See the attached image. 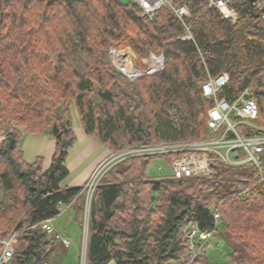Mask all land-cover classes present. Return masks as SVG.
Masks as SVG:
<instances>
[{"label":"trees","instance_id":"trees-1","mask_svg":"<svg viewBox=\"0 0 264 264\" xmlns=\"http://www.w3.org/2000/svg\"><path fill=\"white\" fill-rule=\"evenodd\" d=\"M252 2H235L238 20L231 24L206 9L207 0H171L174 8L187 7L183 22L168 7L151 20L141 17L135 1L0 0V253L2 242L14 237L9 264H51L59 234L42 225L63 208L74 204L83 227L87 180L60 184L76 140L74 115L88 137L114 151L204 138L211 102L202 85L208 75L227 73L218 97L233 102L248 88L258 107L254 123L264 130V22ZM184 24L190 39H182ZM110 47L162 56L163 69L131 81L112 66ZM122 54L112 59L125 72ZM25 133L52 139L49 165L42 157L24 161ZM150 160H124L100 180L85 264H187L183 231L212 229L214 209L221 213L216 236L230 263L264 264V192L254 167L213 163L207 177H147ZM191 264L218 263L206 251Z\"/></svg>","mask_w":264,"mask_h":264},{"label":"built area","instance_id":"built-area-1","mask_svg":"<svg viewBox=\"0 0 264 264\" xmlns=\"http://www.w3.org/2000/svg\"><path fill=\"white\" fill-rule=\"evenodd\" d=\"M238 0H207L208 8L215 9L221 17L235 24L238 20V14L234 8ZM141 10V17L149 20L153 19L155 13L161 8H170L180 21L190 17L186 6L174 8L171 0H136ZM252 8L259 14L260 19L264 22V0H253ZM188 30V27H187ZM185 39H190L186 36ZM114 52L112 51V54ZM153 61L159 60L153 72L163 69V57L152 56ZM154 63V62H153ZM114 66L121 71H123ZM130 80L132 77L124 74ZM135 78V77H134ZM229 76L222 73L217 77H211L202 86V94L205 99L212 100L214 105L208 111L207 131L209 136L203 140H186V141H160L153 144H142L138 146L127 147L116 153L108 152L106 157L96 165L89 178L83 186L85 192L83 225L87 234L90 204L93 193L100 183L103 176L116 164L130 158L144 159H162L165 161L170 170V176L173 178L185 177H207L213 174V163H221L225 166L239 168L250 166L257 170L258 182L263 184L264 192V168L261 164V153L264 150V130L254 122L258 117L257 104L249 98L248 89H244L239 96L232 102L228 103L224 99H218L220 89L227 85ZM246 127L250 130L258 131L259 134L254 136L240 135V128ZM221 213L214 209V226L209 231L187 228L184 232V241L187 243V254L189 262H193L197 254L206 252L214 248L210 240L217 238V226L220 223ZM50 221L42 225L47 234H54V228ZM65 245L69 246L70 242L57 236ZM84 236V241H86ZM220 242H216L219 244ZM3 249L0 253V264H9L13 250L16 244L14 237L3 241ZM84 249V248H83ZM86 245L81 257L80 264H85Z\"/></svg>","mask_w":264,"mask_h":264},{"label":"rangeland","instance_id":"rangeland-1","mask_svg":"<svg viewBox=\"0 0 264 264\" xmlns=\"http://www.w3.org/2000/svg\"><path fill=\"white\" fill-rule=\"evenodd\" d=\"M120 1L125 3L134 0H120ZM112 51L120 54L123 53L122 56H124L125 58L122 59L124 60L122 63L128 66V68L126 69L125 72L122 69L121 70L123 71L124 74L128 76L135 75L134 73L136 71L139 73V74L137 73L136 77L139 78L142 75L151 74L154 69L153 64L155 63H153V59H152L153 55L150 54L148 57H140L137 54H135L129 47H125V48L122 47L119 49H114L112 47L109 48L108 56L113 67H115L114 64L117 66L118 61L112 59L111 57ZM116 69L119 71L118 68ZM136 77L133 78L131 81L137 79ZM72 126L74 129H76V140L68 150V155L66 158V166L68 169V174L61 181L60 184L62 186L70 184L73 180L79 177L83 173V171L95 160L98 151H103V150L105 151V148L99 146L97 147L99 149L96 153H95L96 150L95 148H89V145H91L92 140L91 138L83 139V137L81 136L83 129L80 126L77 116L75 115L72 117ZM3 138L4 137L0 134V143L2 142ZM158 140L160 141L163 139H158ZM49 144H50V140L46 136L38 137L27 133L23 134L22 138L19 141V147L20 150L23 152L22 156L24 161H26L27 163H31L37 160V157H42L44 160L43 165L44 166L49 165L50 162L49 159L51 158L52 155L51 152L53 151L52 149L53 145L51 146ZM108 151L112 153H116L120 150L114 151L108 148ZM146 174L147 177L169 176L170 170L164 160L151 159L148 165L146 166ZM67 215H68L67 213L63 214L61 216L62 218L56 217L53 221L55 225L61 227L60 229L61 233L63 232L62 231L63 224H66L65 228L67 229H65V234L70 238L69 240L71 244L70 249L72 253L77 254V256L73 257L72 255H70L67 259L64 260L58 250V245L56 244L54 254L52 255L51 258V264H80L81 257L82 258L84 257L83 253L86 245V241H84V236L86 237L87 235L85 233L86 229L84 231L83 224H82L83 227H81V225L80 226L69 225V223L66 222ZM216 242H220V243L217 244L216 246L215 245ZM210 244H212L214 248L208 249L207 254L210 258L214 260V262L218 264H231L227 257V246L223 241H220L219 237L210 240Z\"/></svg>","mask_w":264,"mask_h":264},{"label":"crops","instance_id":"crops-1","mask_svg":"<svg viewBox=\"0 0 264 264\" xmlns=\"http://www.w3.org/2000/svg\"><path fill=\"white\" fill-rule=\"evenodd\" d=\"M134 1H136V0H134ZM74 131L76 133V129H74ZM34 136H37V135H34ZM39 136H46V135H39ZM81 136L83 137V139L84 138L90 139V137H88L84 133V131L82 132ZM46 137L50 140V144L49 145L52 146L53 145L52 139L49 136H46ZM91 140H92V143H91V145H89V148H95L96 149L95 153L99 149V148H97L98 146L105 148L104 146L100 145L95 139L91 138ZM108 152H109L108 148H105V151L104 150L103 151H98L95 160L83 171V173L79 177H77L75 180H73L70 184L63 185V186H74V185L75 186H82L85 183V181L87 180V178L90 175L91 171L94 169V167L106 157ZM66 213L68 214L66 222L69 223V225H72V226L73 225H79L80 226L79 221L76 218V207L74 206V204H72L68 208H63L61 214L58 217L62 218L61 216L63 214H66ZM51 224H52L54 230L59 234L60 237L65 238L68 241L70 240V238L68 236H66V234H65V229H67V228H65L66 224H63V228H62L63 229L62 231L64 232V234H63V232L62 233L60 232L61 227L58 226V225H55L53 220L51 221ZM57 245H58V250H59V252H60V254H61V256H62V258L64 260L67 259L70 255H72L73 257L77 256V254L72 253V251L70 249L71 244H69V246H65L60 241H57Z\"/></svg>","mask_w":264,"mask_h":264},{"label":"bare ground","instance_id":"bare-ground-1","mask_svg":"<svg viewBox=\"0 0 264 264\" xmlns=\"http://www.w3.org/2000/svg\"><path fill=\"white\" fill-rule=\"evenodd\" d=\"M135 2H136V1H135ZM206 9H209V8H208V5H207ZM210 9H212V8H210ZM173 13H174V12H173ZM148 20H149V19H148ZM184 27H185L186 35H185L184 37H182V39H185V37L188 36V35L190 36V34H189V28H190V25H186V24H184ZM187 27H188V30H187ZM190 38H191V36H190ZM137 73H138V72L135 71V73H134L135 75H132V76H129V77L134 78V77L137 76ZM138 74H139V73H138ZM221 74H222V73H221ZM136 78H137V77H136ZM210 78H211L210 75H208L207 80L210 79ZM207 80H206V81H207ZM202 86H203V85H202ZM225 86H226V85H225ZM225 86H223V87H225ZM223 87H222V88H223ZM222 88H221V89H222ZM221 89H220V90H221ZM247 89H248V88H247ZM243 90H244V89H243ZM243 90H242V91H243ZM242 91H241V92H242ZM241 92H240V93H241ZM238 96H239V95H238ZM238 96H237V97H238ZM218 99H224V98H219V97H218ZM207 100H208V99H207ZM224 100H225V99H224ZM234 100H235V99H234ZM208 101L211 102V106H210L209 109L207 110V119H208V111H209V110L212 108V106L214 105V102H213L212 100H208ZM225 101H226V100H225ZM226 102H227V101H226ZM228 103H232V102H228ZM207 119H206L205 127H207ZM261 129H262V128H261ZM262 130H263V129H262ZM206 131H207V128H206ZM240 135H243V136H244V135H246V136H254V135H248V133L243 134V132H242L241 130H240ZM207 138H213L212 136H209L208 131H207V134H206V136H205L204 138L194 139V140H203V139H207ZM186 140H187V139H177V140H173V141H175V142H179V141H186ZM160 141H165V140H160ZM160 141H159V142H160ZM157 142H158V141H157ZM157 142H155V143H157ZM150 144H153V143H150ZM137 146H138V145H137ZM130 147H132V146H130ZM263 152H264V150H263ZM263 152H262V153H263ZM262 153H261V155H262ZM261 155H260V157H261ZM219 164H221V163H219ZM221 165H223V164H221ZM223 166H225V165H223ZM227 167H229V166H227ZM231 168H233V167H231ZM50 224H51V223H50ZM188 228L191 229L190 226H189ZM186 229H187V228H186ZM186 229H184L183 232H185ZM210 230H211V229H210ZM207 231H209V230H207ZM13 251H14V250H13ZM191 263H192V262H189V263H187V264H191Z\"/></svg>","mask_w":264,"mask_h":264}]
</instances>
